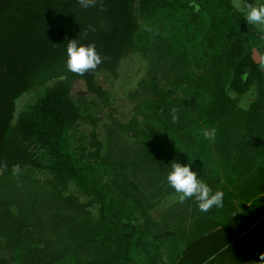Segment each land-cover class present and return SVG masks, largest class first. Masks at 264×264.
<instances>
[{
	"label": "trees",
	"instance_id": "16d2710c",
	"mask_svg": "<svg viewBox=\"0 0 264 264\" xmlns=\"http://www.w3.org/2000/svg\"><path fill=\"white\" fill-rule=\"evenodd\" d=\"M194 2L198 11L193 0H96L87 9L79 0L4 2L0 75L8 67L13 76L0 79V264L259 260L264 69L252 41L264 40V31L248 25L233 0ZM76 37L106 57L84 75L66 67L67 43ZM132 51L150 61L144 102L152 123L120 125L135 141L117 139L114 150L99 139L98 118L73 87L82 80L88 93L107 99L100 76L118 77ZM46 86L15 114L17 99ZM253 86L258 96L243 107ZM81 122L92 127L90 136L75 132ZM211 129L215 139H206ZM189 159L213 191L224 192L223 207L202 213L189 199L167 214L172 225L159 221L154 209L175 194L166 181L170 164ZM70 183L88 201L66 195Z\"/></svg>",
	"mask_w": 264,
	"mask_h": 264
},
{
	"label": "rangeland",
	"instance_id": "374dc122",
	"mask_svg": "<svg viewBox=\"0 0 264 264\" xmlns=\"http://www.w3.org/2000/svg\"><path fill=\"white\" fill-rule=\"evenodd\" d=\"M235 3H240L242 6L247 3L253 2V0H233ZM256 3H260L261 0H255ZM261 31H264V26L254 25ZM253 46L255 48V57L261 62L262 68L264 69V40L254 38ZM151 66L148 56L141 51H132L126 58H124L119 65V76L114 78L111 76L101 75L99 80L104 90L108 93V98H102L96 94L88 93L87 87L84 81L79 80L73 87V95L77 99L80 95L83 100V107L87 113H91L98 121L97 133L99 139L105 144L106 147L116 150L117 139L124 138L128 144L135 141L134 138H129L126 134L121 133L120 125L128 127L134 120H138L139 128H146V123H152V120L148 118L150 112L145 109L146 103L144 99H147L148 95L145 91V86L150 81ZM161 79V85H166L162 77V73L159 72ZM50 83L48 86H50ZM47 88H35L25 93L18 100L17 114L20 113L27 105L36 101V99L42 94ZM258 96L257 88L255 86L242 97L241 105L248 107L251 101L255 100ZM111 129V130H110ZM92 127L86 123L81 122L75 129V132H83L87 136H90ZM111 134H108V132ZM115 140V142H114ZM19 173L18 170H15ZM2 171L0 170V175ZM39 177L45 179L47 176L44 174H37ZM142 177L138 178L140 180ZM74 195L80 198L81 201H88V198L83 194L79 193L78 189L73 183H70L66 195ZM161 204L158 205L154 211V216L162 221L165 218L172 225V216L167 217V214L178 210L177 194H164L161 198ZM185 202V201H184ZM183 202V203H184ZM97 214V210H93ZM10 256V251L8 252Z\"/></svg>",
	"mask_w": 264,
	"mask_h": 264
},
{
	"label": "clouds",
	"instance_id": "9594fccd",
	"mask_svg": "<svg viewBox=\"0 0 264 264\" xmlns=\"http://www.w3.org/2000/svg\"><path fill=\"white\" fill-rule=\"evenodd\" d=\"M79 3L87 9L93 7L96 0H79ZM192 7L199 10V4H196L194 0ZM234 7L237 11H243L248 25L264 26V0H261L260 3L253 0L243 6L240 3H235ZM66 56L67 70L78 75L96 70L106 59L97 50L94 43H81L77 37L68 40ZM173 118L175 119V117ZM203 134L206 139H215V129L205 130ZM193 161L194 159H189L187 163H181L174 160L170 164L166 181L177 194L178 202L183 203L186 200L194 199L202 213H207L213 208L223 207L224 192L219 189L213 191L212 187L201 178V174L193 169ZM254 264H264V253L260 254L259 260L254 261Z\"/></svg>",
	"mask_w": 264,
	"mask_h": 264
},
{
	"label": "flooded vegetation",
	"instance_id": "af4514ba",
	"mask_svg": "<svg viewBox=\"0 0 264 264\" xmlns=\"http://www.w3.org/2000/svg\"><path fill=\"white\" fill-rule=\"evenodd\" d=\"M5 1H7V0H0V8L1 7H3L4 6V2ZM13 75L10 73L9 74V69H8V67H5L4 69H3V75H0V79H10L11 77H12ZM31 77V76H30ZM12 81H15V80H13V79H11ZM31 81H33L34 80V78L33 77H31V79H30ZM22 97V96H21ZM20 99V98H19ZM19 99H17V101H16V105H15V114H17V108H18V100Z\"/></svg>",
	"mask_w": 264,
	"mask_h": 264
}]
</instances>
